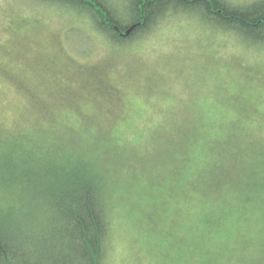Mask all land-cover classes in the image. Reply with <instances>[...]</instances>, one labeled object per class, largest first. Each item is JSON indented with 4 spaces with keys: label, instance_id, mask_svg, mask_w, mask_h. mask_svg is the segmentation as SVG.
I'll list each match as a JSON object with an SVG mask.
<instances>
[{
    "label": "trees",
    "instance_id": "trees-1",
    "mask_svg": "<svg viewBox=\"0 0 264 264\" xmlns=\"http://www.w3.org/2000/svg\"><path fill=\"white\" fill-rule=\"evenodd\" d=\"M33 1L79 16L118 50L171 15H193L237 35L246 49L264 52V0H124L115 6L113 0ZM197 104L192 126L179 129L184 136L166 166L173 172L170 187H193L195 202L167 227V242L160 238L163 217L141 210L135 223L155 226L146 229L153 232L146 244L155 257L161 253L157 264H264V134L254 135L259 126L250 119L241 132L233 131L238 111L229 116L218 102ZM59 124L34 123L29 133L22 125H0V264H111L115 226L137 206L132 185L138 172L109 171L99 153L84 147L75 124ZM66 132L79 137L66 138ZM142 137L132 143L135 158L127 157L141 166ZM231 224L237 229L229 236Z\"/></svg>",
    "mask_w": 264,
    "mask_h": 264
},
{
    "label": "rangeland",
    "instance_id": "rangeland-1",
    "mask_svg": "<svg viewBox=\"0 0 264 264\" xmlns=\"http://www.w3.org/2000/svg\"><path fill=\"white\" fill-rule=\"evenodd\" d=\"M197 102H218L229 116L238 111L233 131L241 132L250 119L259 126L254 135L264 134V52L246 49L237 35L193 15H171L118 50L77 15L33 0H0V125H22L29 133L34 123L71 122L102 166L119 176L138 172L132 185L137 206L115 226L111 264H157L161 253L155 257L146 244L153 238L146 229L155 226H138L135 219L141 210L163 217L160 238L166 241L167 227L195 202L193 187H170L173 172L166 166L185 132L179 129L192 126ZM109 136L123 140L110 144ZM141 136L142 166L127 160L135 158L132 143ZM236 229L226 227L229 236Z\"/></svg>",
    "mask_w": 264,
    "mask_h": 264
}]
</instances>
